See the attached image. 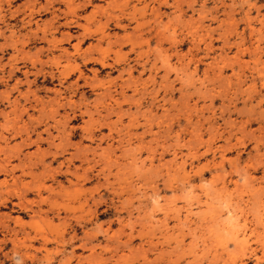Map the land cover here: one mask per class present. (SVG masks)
<instances>
[{
    "label": "rangeland",
    "instance_id": "rangeland-1",
    "mask_svg": "<svg viewBox=\"0 0 264 264\" xmlns=\"http://www.w3.org/2000/svg\"><path fill=\"white\" fill-rule=\"evenodd\" d=\"M0 264H264V0H0Z\"/></svg>",
    "mask_w": 264,
    "mask_h": 264
},
{
    "label": "bare ground",
    "instance_id": "bare-ground-1",
    "mask_svg": "<svg viewBox=\"0 0 264 264\" xmlns=\"http://www.w3.org/2000/svg\"><path fill=\"white\" fill-rule=\"evenodd\" d=\"M226 212H229V211L227 210ZM230 224H231V221H230V223L228 221V225H230ZM225 227H226V225H225ZM233 233H234V240L235 241L238 240L237 242H239L242 246H244L246 244V242H247V237H246L247 235H246V233L245 232L238 233V230L237 229Z\"/></svg>",
    "mask_w": 264,
    "mask_h": 264
}]
</instances>
